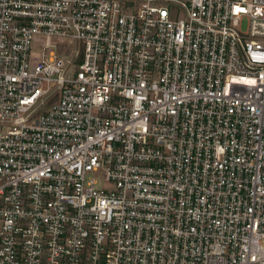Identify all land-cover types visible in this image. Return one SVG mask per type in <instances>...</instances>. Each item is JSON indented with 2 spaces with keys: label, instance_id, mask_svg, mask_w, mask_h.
Segmentation results:
<instances>
[{
  "label": "built area",
  "instance_id": "2783aa9c",
  "mask_svg": "<svg viewBox=\"0 0 264 264\" xmlns=\"http://www.w3.org/2000/svg\"><path fill=\"white\" fill-rule=\"evenodd\" d=\"M0 264H264V0H0Z\"/></svg>",
  "mask_w": 264,
  "mask_h": 264
},
{
  "label": "rangeland",
  "instance_id": "374dc122",
  "mask_svg": "<svg viewBox=\"0 0 264 264\" xmlns=\"http://www.w3.org/2000/svg\"><path fill=\"white\" fill-rule=\"evenodd\" d=\"M244 29H246V22L244 23ZM61 47L64 48L62 54H65L67 50L72 48V46L70 44H67V43L61 45Z\"/></svg>",
  "mask_w": 264,
  "mask_h": 264
}]
</instances>
